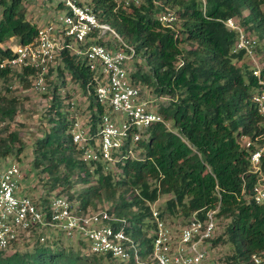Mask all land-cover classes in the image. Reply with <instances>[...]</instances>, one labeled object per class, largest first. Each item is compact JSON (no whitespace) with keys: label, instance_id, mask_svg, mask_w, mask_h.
I'll use <instances>...</instances> for the list:
<instances>
[{"label":"trees","instance_id":"obj_1","mask_svg":"<svg viewBox=\"0 0 264 264\" xmlns=\"http://www.w3.org/2000/svg\"><path fill=\"white\" fill-rule=\"evenodd\" d=\"M21 2L0 0V60L10 55L7 40L13 38L23 44L36 34L37 23L25 18ZM86 4L99 21L133 46L136 57L144 59L147 72L133 69L131 82L169 98L155 111L190 147L163 124L154 123L134 144L140 157L127 156L108 169L99 163H85L71 141L74 115L59 98L61 85H54L49 127L35 139L32 149V168L47 175L45 195L37 202L61 196L77 214L106 211L123 219L119 225L125 233L145 247L151 237L142 231V225L151 218L149 205L159 196H167L163 205L156 207L159 215L172 222L194 211L203 215L217 207L215 218L228 222L221 234L209 239L211 248L224 241L232 246L227 258L232 264H254L251 256L264 264V202L255 204L249 199L256 174L249 171L248 157L257 146L262 147L259 168L264 177L263 118L251 102L257 79L246 64L235 65L243 53L231 52L235 33L221 22L234 18L254 39L256 56L258 42L264 46V0H142L138 6L127 8L115 7L112 0H89ZM61 7L57 2L56 8ZM167 9L174 10L178 29L175 23L163 26L157 20V15ZM183 43L188 46L180 47ZM53 71L61 80L67 71L81 89L87 99L86 121L94 133L103 106L94 98L91 72L67 50L61 51L55 66L48 69L45 81ZM34 72L29 68L21 73L0 68V79L13 75L28 88ZM260 74L264 78V64ZM14 101L0 97L2 121L12 120ZM7 129H2L6 135L0 137V159L11 153L17 156L23 147L16 131ZM242 137L251 141L248 148L240 144ZM15 141L18 147L13 150ZM76 184L81 185L78 191L74 190ZM96 202L101 203L99 208ZM49 234L42 242L36 237L31 250L19 251L16 246L13 251L0 250V264H102L103 259L110 264H131L90 251V256H79L53 239L52 232ZM75 241L87 247L81 239ZM216 261L221 264L222 260ZM224 264H228L226 260Z\"/></svg>","mask_w":264,"mask_h":264},{"label":"built area","instance_id":"obj_2","mask_svg":"<svg viewBox=\"0 0 264 264\" xmlns=\"http://www.w3.org/2000/svg\"><path fill=\"white\" fill-rule=\"evenodd\" d=\"M115 7L138 6L142 0H112ZM59 14L37 24L34 38L27 43H14L10 55L0 60V68L21 73L33 69L29 90L42 93L46 90L45 75L55 66L63 50L79 58L91 72L95 100L103 106L94 133H90L86 119L74 118L71 124V141L85 163H99L108 169L130 156L134 144L144 137V131L154 123H161L189 144L169 127L163 117L148 107L141 90L131 82V63L136 57L132 45L122 39L107 23L99 21L92 8L81 0H59ZM163 26H172L176 18L165 10L157 15ZM226 29L235 33L232 53L242 51L249 61L251 74L257 79V88L251 102L264 124V78L255 56V41L244 33L234 18L221 20ZM101 41L102 44L98 43ZM108 44V47H107ZM115 46V48H114ZM244 148L251 144L247 138L239 139ZM133 144V147L131 146ZM262 147L249 153V171L256 174L249 199L264 202V177L259 168ZM21 173L15 163L0 169V250L13 251L27 237L42 242L50 232L66 238L81 239L90 252L110 255L117 262L131 264H219L208 255L212 250L217 207L203 215L194 211L175 222L161 218L156 207L150 206L151 239L147 247L140 245L124 231L123 219L106 211L77 214L61 196H51L39 203L22 193L19 185ZM48 230V233L42 231ZM45 234V235H44ZM148 248V249H147ZM254 264L259 259L251 256Z\"/></svg>","mask_w":264,"mask_h":264},{"label":"rangeland","instance_id":"obj_3","mask_svg":"<svg viewBox=\"0 0 264 264\" xmlns=\"http://www.w3.org/2000/svg\"><path fill=\"white\" fill-rule=\"evenodd\" d=\"M59 0H22L21 4L24 7L25 18L30 21H37V24L45 22L51 16L59 14L60 10L56 8V3ZM87 3L89 0H81ZM0 6V13H1ZM264 11V5L261 8ZM176 18L175 25L176 29L179 27V21H177V16L173 9H167ZM15 43L13 38H10L5 42L8 46ZM187 43L180 44V47L186 48ZM257 62L261 67L264 64V46L261 42L257 44ZM235 65L246 64L249 69V61L247 58L243 57L239 61H234ZM131 68H138L141 72H147V67L144 63L142 57H135L131 63ZM60 86L58 88L59 98L64 104V108L69 109L70 113L74 115V118L80 122H83L87 118L88 111L86 110L87 99L82 94L81 89L78 87L77 83L70 79L69 73L67 71L63 72L62 80L55 76V72L47 78L45 81L46 90L42 93L32 92L29 88H26L16 76L10 75L6 79H0V97L5 99L14 98L15 102V114L12 120L2 121L0 119V137L6 135V131L2 130L7 126V130L16 131L20 142L22 143V149L20 153L15 156L14 153L8 154L6 158L0 159V169L5 168L11 163H15L21 173V179L19 180L21 185L22 193L30 195L34 200H38L39 197L45 195L44 192L47 189L46 173L40 172L39 169H33L31 165L32 161V149L35 139L42 135V132L49 127L47 122V116L49 114V104L51 101V90L53 86ZM141 90L142 99L147 102V105L152 110H157V107L162 104H166L169 98L165 96L155 95L151 88L144 85L138 86ZM169 127H171L170 122ZM133 147V144L131 145ZM18 147V142L13 143V150ZM140 150L133 149L130 154V158L140 157ZM80 184L74 186V190L78 191ZM57 190V189H56ZM55 190V191H56ZM54 193V192H53ZM51 193H49L50 195ZM167 196L161 195L158 199L151 203V206L158 207L163 205ZM100 202H96V208L100 207ZM228 222V219H216L215 230L213 237L215 238L223 232V228ZM142 231L146 233L147 236L151 235V219H146L142 225ZM48 233V230L42 231ZM52 238L61 241V245L65 249H70L75 254L82 256H90L88 247L79 246L76 243V238L70 239L63 236L61 233L54 231L52 233ZM45 235V234H44ZM51 234H47L50 236ZM224 237V236H223ZM23 242L18 243L16 247L19 251L31 250L33 247L34 237H27L23 239ZM233 252L232 246L227 242H220L216 244L212 250L208 251V255L214 259H221V264L225 263L232 264V261L227 259ZM90 258H88L89 261ZM102 264H110L106 259L101 260ZM260 264V262H259ZM262 264V262H261Z\"/></svg>","mask_w":264,"mask_h":264},{"label":"crops","instance_id":"obj_4","mask_svg":"<svg viewBox=\"0 0 264 264\" xmlns=\"http://www.w3.org/2000/svg\"><path fill=\"white\" fill-rule=\"evenodd\" d=\"M34 22L38 23L37 21H34Z\"/></svg>","mask_w":264,"mask_h":264}]
</instances>
